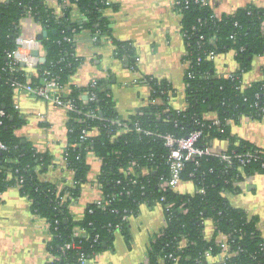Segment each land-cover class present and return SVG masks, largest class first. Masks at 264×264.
Segmentation results:
<instances>
[{"label": "trees", "instance_id": "1", "mask_svg": "<svg viewBox=\"0 0 264 264\" xmlns=\"http://www.w3.org/2000/svg\"><path fill=\"white\" fill-rule=\"evenodd\" d=\"M70 1L78 5L86 24L72 22L69 8L62 7V12H57L49 6L48 0H0V67L6 63L7 51L15 49L21 21L30 12L43 31L48 32L41 42L46 61L39 65L38 78L33 77V82H41L46 77L45 72L49 71L50 78L68 85L83 62L75 52L76 36L85 29L97 37H111L112 32L110 22L103 14L106 0ZM176 8L182 16L188 52L186 60L190 61L185 74L186 109L178 112L171 106V97L176 94L171 83L155 77L143 79L151 87L149 101L128 118L117 111L115 98L104 80H100L95 88L71 86V96L83 107V113L71 112L67 123L70 130L66 164L77 183L74 186L68 184L60 192L68 193L64 203L58 201L57 184L39 178L44 169L50 167L51 156L38 152L29 141L16 134L25 120L14 107L13 76L1 75L0 109L6 111V116L0 118L3 121L0 140L9 149L0 152V193L15 180L24 179L21 192L31 199L33 211L51 224L52 239L47 249L58 259L46 264H81L83 257L93 259L113 247L117 231L129 240V221H123V215L126 211L129 216L137 214L143 203L155 206L164 195L159 190L161 178L169 176L168 149L157 133L187 136L202 128L201 147L210 146L214 140H224L229 143L228 153L258 150L250 141L235 135L232 128L243 117L260 120L264 116L261 110L264 107V78L254 81L250 87L239 88L244 74L253 68L255 58L264 55V6L250 4L219 17L211 4L202 6L194 0H177ZM114 42L115 56L136 68L137 52L132 43ZM210 51L219 55L232 53L238 68L231 76H219L215 61L208 59ZM26 80L25 75L19 77L21 83ZM85 91H94L95 99L85 103ZM165 91L167 93H161ZM157 98L161 102L153 103ZM92 110H96L101 118L88 117ZM211 114L223 122L230 119L234 123L216 128L207 118ZM115 120L128 122L129 128L124 129ZM136 123L142 130L137 129ZM84 129L93 130V135L82 138ZM260 149V153L243 167L235 158L227 167L229 163L220 155H203L197 162H187L184 180L192 181L203 192L165 193L166 200L162 205L172 202L174 206L165 210L167 224L151 243L148 264H204L208 254H221V247L216 243L217 232L210 240L205 237L207 219L215 223L217 231L231 235L230 249L224 253L226 264H264V235L258 226V217L249 216L243 208L233 206L225 195L241 191L240 186H235L245 180L241 170L247 176L256 172L264 175V148ZM91 152L102 161L98 185L105 195H115V198L106 207L90 204L84 217L76 219L70 206L80 197L83 185L88 181L91 164L87 157ZM133 161L137 162L134 168L136 185L122 172ZM144 170L149 174L145 175ZM9 173L14 176L13 181L8 180ZM77 227L83 230L81 236L74 235ZM185 237L188 242L181 247ZM67 243L72 244L71 248H65ZM170 254L173 256L169 257Z\"/></svg>", "mask_w": 264, "mask_h": 264}, {"label": "crops", "instance_id": "2", "mask_svg": "<svg viewBox=\"0 0 264 264\" xmlns=\"http://www.w3.org/2000/svg\"><path fill=\"white\" fill-rule=\"evenodd\" d=\"M176 1L106 0L103 14L110 22L111 37H97L89 29L76 36L75 52L83 62L68 85L85 88L96 80H104L115 98L117 111L128 118L149 101L151 87L143 79L150 76L171 83L176 93L171 100L173 107L185 108L187 48ZM211 1L218 16L250 4L264 6V0ZM48 4L57 12H62V7L69 8L72 22L86 21L78 5L70 0H48ZM22 30L35 37L43 32L38 22L27 23ZM114 40L132 43L137 52L136 68L115 56ZM216 66L222 75L238 68L232 53L222 56ZM263 70L264 55L255 58L253 68L244 78L247 82L258 81L264 75ZM113 78L115 82H112ZM14 107L25 120L16 134L29 141L38 152L51 156L50 167L41 173L43 180L62 186L73 183L74 173L63 162L68 146V113L62 107L24 91L14 92ZM232 129L238 137L264 148V116L260 120L245 119ZM211 145L219 152L227 149L228 142L214 140ZM87 158L91 164L88 181L83 185L80 197L70 206L76 219H82L86 208L104 197L97 183L102 161L92 152ZM243 187L239 194L230 195V202L243 208L249 216H257L264 235V176L254 177ZM166 220L163 205L141 204L139 212L129 218V240L122 233L117 234L113 247L90 259L89 264H148L151 243L162 233ZM213 235L214 223L207 220L205 237L212 239ZM50 240L47 220L33 211L31 199L19 187L11 185L0 193V264H46L53 259L47 249ZM224 259L225 254L221 253L209 256L204 264H226Z\"/></svg>", "mask_w": 264, "mask_h": 264}, {"label": "built area", "instance_id": "3", "mask_svg": "<svg viewBox=\"0 0 264 264\" xmlns=\"http://www.w3.org/2000/svg\"><path fill=\"white\" fill-rule=\"evenodd\" d=\"M194 1L196 3L201 4L202 6H207L210 4L213 6L211 0H194ZM215 15H216V13H215ZM216 16H218V15H216ZM26 17L34 20V18L32 17L30 12L27 14ZM263 27H264V23H263ZM263 27H262V30L264 32ZM20 28H21V32H20L19 36L16 38L15 49L7 51L6 63L2 67H0V77L2 74H9V75L13 76L12 85L14 86V91H16V92L17 91H24V92H27L28 94H30L32 96L43 98L55 106L62 107L68 113V119H69V114L71 112L79 113V114L83 113V107L81 105L77 104L76 99L73 98V96H71V93H72L71 86L61 84L54 77L50 78L51 73L49 71L45 72L46 77L41 82H33V80H32L33 77L38 78V75H39V72H38L39 69L38 68H39V65L43 63L41 61V57H45V55H44L45 51H44V48L42 47L41 42H39L35 36H28L25 34V32L22 30V29H24V26L22 28V21L20 24ZM183 36L185 37L184 32H183ZM34 50H38L39 55H37V56L33 55L32 52ZM187 54H188V52H187ZM224 55H226V54L219 55L215 51H210L208 53V59L215 61V63L217 64L219 62V60L222 58V56H224ZM136 62H138V60ZM186 62L188 64L186 72H188V69L190 67V61L186 60ZM22 75H25L27 80L25 82L21 83V82H19V77ZM218 75L219 76H231L232 72L228 73L227 75H222L218 72ZM263 78H264V75L261 79H263ZM252 83L253 82H247L243 76L242 79L240 80L239 88L245 89L247 87H250V85ZM98 85H99V81L96 80V81L92 82L89 85V87L95 88ZM161 93L164 94L167 92L165 91V92H161ZM84 95H85L84 96L85 103L89 102V100H94L95 96H96L94 91H85ZM172 98L173 97H171V100H172ZM157 102L158 103L161 102V99L157 98V99L153 100V103H157ZM170 104L173 107L172 103H170ZM186 107L183 109L176 108V110L178 112H182L186 109ZM261 110L264 111V107H262ZM87 115H88V117H90L92 119L101 118L100 114L97 113L96 110H92V111L88 112ZM211 115L212 116H208L207 118L212 122V124H210V125L215 126L216 128H221L223 126V124L224 125L225 124L233 125V123H234L230 119L223 122L215 114H211ZM5 116H6V111L3 109H0V118H4ZM245 119H251V118L243 117L241 122ZM81 120L82 119H80V121ZM115 122L120 123V121H118V120H115ZM2 123H3V121H0V124H2ZM120 124H122L124 129L129 128L128 122L123 121ZM136 127H137V129L142 130V128L139 126L138 123H136ZM69 130L70 129L68 128V131ZM82 133H83L82 138H86L90 135H93V130L90 131L88 129H84ZM146 133L151 134L152 132L146 131ZM157 136L159 138L163 139L164 145L168 149L167 164L169 167V176L166 178L165 177L161 178V182L159 184V190L164 195L162 196L160 201H157L155 203V205L156 204L162 205V202L166 200L165 193H168L169 191H173L176 193H192V194L197 193V192H203V189L198 187L192 181L184 180L183 174H184V170L186 168L187 162H191V161L197 162L198 158H200L203 155H220L223 160H225L226 162L229 163L227 167H230L232 165V159L233 158L237 159L238 162H240V165L243 167L252 158L256 157L258 155V153H260V150H261L260 149L261 147L257 146L258 150L247 151L243 154H239L236 151L228 153L227 152L228 147H227V149L219 151V152L214 151L212 145L207 146L205 148L201 147V145L199 144V141L204 136V131L202 128H198V129L192 131L187 136H175L174 134H170V133L164 134V133H160V132L157 133ZM228 146H229V143H228ZM8 149H9L8 145L0 140V152L7 151ZM63 162H64V165L67 166L66 156H64ZM53 164H55V163H53ZM136 165H137V162L133 161L131 163L130 167L122 170L124 177L129 179V181L133 185H136L138 183L137 178L134 177V175H135L134 168ZM143 172L145 175L149 174L148 170H144ZM240 174L244 175L245 180L238 182V183H235L236 184L235 186H237V187L240 186L241 191L244 188L243 186L248 184V182L250 180H252L254 177H258L261 175L264 176L260 172H256L250 176H247L245 174L244 170H241ZM13 178H14V176L12 175V173H9L8 174V180L13 181ZM39 178L42 181H45L41 177V174L39 175ZM76 183H77V181L75 180L73 183H70L69 185L74 186ZM120 183H121V180L118 181V184H120ZM189 183H192V186H189ZM23 184H24V179L21 178V179L15 180L14 184H12V185L19 187L21 190V188L23 187ZM55 184H57V183H55ZM65 186H68V185L64 184L62 186L61 184H59V185L57 184L58 194H59L58 201L60 204L64 203L67 199V196H68V193H65V194L60 193L64 189ZM240 192H227L225 195L229 198L230 195L233 196L235 194H239ZM114 198H115V195L108 196V195L104 194L103 199L100 202H97V204H100V205L106 207V206L110 205L111 201L114 200ZM173 206H174V203L171 202V203H168L166 206H163V207L165 210L169 211L171 208H173ZM40 216H42V215H40ZM129 218H130L129 213L126 211L122 217V220L123 221H129ZM207 220H211V219H207ZM207 220L205 221V227H206ZM47 223L49 225V230H50L51 224L48 220H47ZM166 224H167V220H166ZM215 232H217L216 243L218 245H220L222 253L228 252L230 249L229 239H230L231 235L223 233L221 231H217V226L214 223V234H215ZM82 233H83L82 229H80L78 227L75 228V231H74L75 236H81ZM50 235H51V231H50ZM51 239H52V235H51ZM208 240H210V239H208ZM187 242H188V239L185 237L180 243L181 247L185 246L187 244ZM71 246H72V244H70V243L65 244V248H67V249L71 248ZM172 256H173L172 254L169 255V257H172ZM208 257H209V254H208ZM55 259H58V258L53 256L52 260H55ZM224 261H225V259H224ZM89 262H90V260L87 258L83 257L81 259V264H89ZM225 263H226V261H225Z\"/></svg>", "mask_w": 264, "mask_h": 264}, {"label": "water", "instance_id": "4", "mask_svg": "<svg viewBox=\"0 0 264 264\" xmlns=\"http://www.w3.org/2000/svg\"><path fill=\"white\" fill-rule=\"evenodd\" d=\"M84 23H87V22L84 21ZM55 32H56V30H55ZM47 35H48V32L47 31H43V32H41V33H39V34L36 35V39L39 42H42L43 39H44V37H46ZM32 54L37 56V55H39V51L38 50H34L32 52ZM41 61L42 62H45L46 61V57H41ZM112 82H115V78L112 79ZM109 87H111V86H109Z\"/></svg>", "mask_w": 264, "mask_h": 264}, {"label": "rangeland", "instance_id": "5", "mask_svg": "<svg viewBox=\"0 0 264 264\" xmlns=\"http://www.w3.org/2000/svg\"><path fill=\"white\" fill-rule=\"evenodd\" d=\"M27 23L37 24V22L34 21L33 19L26 17V18H23V20H22V28H23V26L27 25ZM189 186H192V183H189ZM143 204H147V203H143ZM159 205L160 204H156L155 206H158L159 207ZM153 210H155V209H153ZM119 233H121V232L120 231H117L116 235L119 234ZM128 246L130 247L131 245H128Z\"/></svg>", "mask_w": 264, "mask_h": 264}]
</instances>
